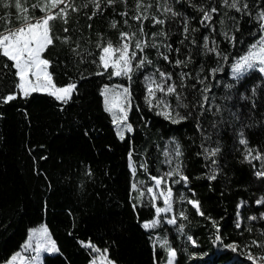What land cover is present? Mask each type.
Returning a JSON list of instances; mask_svg holds the SVG:
<instances>
[{
  "label": "trees",
  "instance_id": "16d2710c",
  "mask_svg": "<svg viewBox=\"0 0 264 264\" xmlns=\"http://www.w3.org/2000/svg\"><path fill=\"white\" fill-rule=\"evenodd\" d=\"M38 2L43 0H20L33 18L43 15L32 8ZM140 2V12L148 19L138 22L132 19L138 14L137 0H114L111 6L107 0H100L101 8L92 19L90 0H69L79 10L69 9L67 24L60 18L50 22L54 44L44 58L51 61L49 71L57 86L77 85L71 99L63 103L38 92L27 98L18 94L17 99L0 103V264L9 261L22 248L30 230L41 223L46 224L58 248L46 254L42 264H89L97 252L81 242H91L101 251L106 249L116 264H167V249L157 245L158 237L167 238L176 250L175 264H252L243 255L238 257L213 246L216 229L211 220L217 222L224 244L235 241L245 252L264 255V219H260L264 204L255 203L264 197V178L255 176V172L264 171V159L245 160L248 148L253 155L259 152L264 157V75L253 69L237 80L231 70L235 60L260 38L257 17L264 11V0H246L249 7L243 13L224 7L222 0ZM11 3L9 8L0 4V31L6 27L5 19L11 20L7 27L21 23L15 0ZM200 7L218 9L207 27L199 23L203 16ZM164 8L178 15L165 14ZM124 12L126 16L121 15ZM153 17L165 23L156 24ZM121 32L136 34L130 50L135 49L137 39H146L149 44L143 53L137 51L133 61L128 115L132 131L124 139L119 138L111 114L105 111L102 90L116 81L128 85L129 81L109 78L111 68L104 75H96L103 71L97 67V44L111 41L118 46ZM160 32L167 35L161 36ZM225 32L236 37L234 47L223 35ZM64 37H69L68 43L62 42ZM204 37H208L209 48L216 42L217 50L228 56L226 62L203 47ZM153 43L157 47H151ZM77 44L79 48L73 52ZM143 56L151 64L136 69ZM177 59L185 63L176 66ZM5 63L7 69L3 68ZM217 67L223 70L213 79L210 71ZM157 70L170 73L169 83L174 82L182 94L179 104L175 95L166 97L173 115L178 111L186 117L179 123L158 115V110H150L146 103V77L161 80ZM181 73L190 75L181 81ZM15 83L11 62L0 56V97L13 92ZM205 85L211 91L201 109L200 90ZM241 132L247 145L239 143ZM177 144L182 153L178 163L188 183L184 192L174 185L175 199L178 193L187 201L198 200L204 215H198L188 202L184 206L176 203L175 225L165 223L145 229L143 223L156 216L155 207L145 197L139 202L132 185L142 180L151 185V177L164 175L165 153L176 149ZM217 147L220 152L206 159L204 150ZM214 168L216 178L209 180ZM180 212L187 219L180 218ZM251 216L257 220H249ZM238 222L240 228L236 227ZM181 225L182 232L178 230ZM188 236L199 247H193ZM253 240L262 247L252 245Z\"/></svg>",
  "mask_w": 264,
  "mask_h": 264
},
{
  "label": "snow or ice",
  "instance_id": "6c2138e0",
  "mask_svg": "<svg viewBox=\"0 0 264 264\" xmlns=\"http://www.w3.org/2000/svg\"><path fill=\"white\" fill-rule=\"evenodd\" d=\"M93 5V13L89 16V19H92L93 16L96 15V12L100 10L101 4L100 0H90ZM126 2V0H125ZM109 6L114 3V0H107ZM0 4L3 5L5 8L12 7L13 4L11 0H0ZM63 5V7H60ZM222 5L229 9H234L237 13H243L245 10L248 9L249 5L246 0H222ZM15 8L17 9L18 16L17 19L21 21L18 27H7V25L11 24V20L5 19L4 23L6 25L3 31H0V56L6 58L12 64V69H14V76L16 83L14 84V91L0 97V103H7L17 99L18 94L22 98L29 97L32 93L38 92H46L47 94L53 96L56 100L61 101L63 103H67L72 94L75 92L77 85L75 83H70L64 87H57L52 80V75L49 71L51 61L47 58H44V53L47 51L49 46L54 44L53 36H52V21L60 18L65 24L68 23L67 16L68 11L71 9L72 11H78L73 4L69 3V0H43V2H38L37 4H33L32 8H38L39 11L43 13L40 18H33L28 15V8H22L20 4V0H15L14 4ZM87 7V4L84 5ZM148 5L147 7H150ZM143 7L140 0H137V15L132 17V19L136 21L147 20L148 16L144 13L140 12V8ZM58 9V11H55ZM201 13H203L202 18L200 19L199 23L207 27L211 24L213 19V14L218 12L216 7H212L209 10H205L203 7L198 9ZM165 14L171 13L173 16L178 15L175 11L171 8H164ZM122 16H126L127 13H121ZM258 21L260 22V28L262 30L260 38L255 42L251 43L248 46V50L246 54L241 55L235 62L231 65L232 76L234 79L239 80L243 75H245L249 70H257L261 75H264V11H261L258 14ZM154 23L163 25L165 20L157 19L155 17L152 18ZM205 22H208L207 24ZM127 23V20H125ZM91 27V25H89ZM112 27H116V22L113 21ZM215 31V29H212ZM238 30V29H237ZM65 32H68L67 28H64ZM141 35L143 37V25L141 24L140 28ZM184 32L187 34L188 27L187 23H185ZM135 33H127L121 32L120 33V43L118 46H114L111 41H108L106 45L101 46L99 43L97 44V48L100 49V54L98 56L99 63L97 64L98 68H101L103 71H97L96 75H104L108 70L111 68L112 71L109 73V78L112 77H125L129 81L128 86L124 85H113L109 87L105 85L102 90V95L104 97V105L105 111L110 113L113 117V123L119 124L121 121H126L128 112L131 109V91H130V82L132 80V72L134 71L133 68V61L136 60L137 51L143 53L144 48L148 47L149 44L146 39H137L135 41V49L130 51V45L135 37ZM159 35L166 36L167 34L164 32H160ZM227 40L232 44L234 47L236 44V37L234 35L229 36L227 32L223 34ZM59 39V37H57ZM69 37H64L62 42L68 43ZM213 47L209 48L208 45V37H204V44L203 47L207 49L209 52L214 53L217 57H221L223 61L228 60V56L220 51L217 50L218 45L216 42L213 41ZM151 47H157L155 43L151 45ZM170 49V46H168ZM79 48L77 44L75 48L72 49L73 52ZM171 50V49H170ZM178 51V49H177ZM164 60H168V56H163ZM190 59V57H189ZM93 63H97L96 60L92 61ZM145 63L151 64V61L148 60L147 56H143L137 63L136 69L142 68ZM185 61H181L179 59L175 60V65L179 66L184 64ZM3 68L7 69L8 64L5 63ZM223 69L222 67L213 68L210 71V75L213 79H215V75L218 72H221ZM159 72V70H157ZM185 74L181 73V81L185 78ZM159 76L162 78L161 82H157L154 77L146 78V103L149 105V109L151 110L153 107L159 109L157 112L158 115H163L165 119L171 120L173 123H179L182 120H185L186 117L181 116L178 111L175 112L173 115L174 109L171 107V103L166 101V97L170 95H175V98L178 104L181 101V93L177 92V85L169 81L172 80L170 73L159 72ZM205 80L208 77L204 78ZM198 83L203 84L204 80H198ZM167 85V86H165ZM227 87H231V85H227ZM203 93L202 101L199 102V106L201 109L208 103L209 97L207 95L208 92L211 91L207 85L203 89L200 90ZM162 93L160 99L156 100V93ZM253 96L255 95V89H252ZM243 98V97H242ZM153 100H156L155 105L153 104ZM180 106L187 107L186 104H181ZM255 107V104H253ZM217 112H219V106H217ZM120 113L122 115H117ZM236 119H239L235 113H233ZM125 128L127 131H131V125L126 124ZM124 129L118 131V136L120 139H124L123 135ZM240 140L239 143L242 145H247L248 141L243 138V132L240 133ZM206 153V159L215 157L219 152L220 148H214L211 151L208 149L204 150ZM253 150L248 148L245 155V160H261L264 157L261 156L259 152L256 155H253ZM165 155L167 156L168 153L166 152ZM182 153L180 151V146L177 144L175 149V156L179 157ZM131 158V153H130ZM171 163V160L168 161ZM216 161L213 160V164L215 165ZM147 170L146 165H141ZM133 173H135V166L133 165ZM173 176L179 177L174 183H180L181 181L184 182L185 185L188 183V177L185 176L181 171V166L179 163L176 164L175 168L172 170L164 173V175L156 177L153 176L151 179L154 181V187L147 188V192L150 194L151 199L153 201L157 200L156 191L159 190V197L163 198L164 207L155 206V213L157 219H154L151 223H144L143 227L145 229L154 228L159 225L160 221L158 217L161 213H169L173 211L172 208V189L171 186L167 187V190H160L161 185H167L168 180H171ZM255 176L257 178H264V171H257L255 172ZM216 178L215 175V168L213 169V174L209 175V180H214ZM134 191L139 192V197L144 196V192L139 191L137 189L136 184L132 185ZM194 195V193H193ZM189 204L193 206L196 210L198 215L203 216L204 213L200 210V202L195 199H190L187 201ZM257 205L264 204V197L258 199L255 202ZM243 202H241L242 206ZM135 207V205L133 206ZM180 218L187 219L184 212L179 213ZM211 220V217H209ZM249 220L255 221L257 220L256 216H251L248 218ZM260 219H264V213L261 214ZM170 225H175L177 223V217L175 215L172 216L171 219L166 221ZM213 227L216 229L215 238L212 241L214 247H217L221 251L232 252L236 256L243 255V258L247 261L252 262V264H258L260 260H264V255L254 256L250 250L243 251L241 246L233 241L229 244H224L223 238L220 235V229L215 220H211ZM237 228L241 227V224L238 222L236 224ZM179 231H183V225L180 226L178 229ZM251 231V229H248ZM187 240L191 243L193 247H199L196 240H194L191 236L187 237ZM84 247L91 248L93 251L100 252L99 248H96L91 242L85 243L81 242ZM252 245L256 247H262V245L258 242L253 240L251 242ZM167 249L168 259L167 264H175L177 258V252L173 249L170 245L167 244L165 241L164 245ZM24 250L27 251L31 249L36 253V260H39L41 252H57L58 248L55 244V241L51 239V236L48 232L46 226L41 228H34L31 229L29 235L27 237V241L23 246ZM155 248V244L153 245ZM245 248L249 246L245 245ZM105 256L107 250H104ZM204 255H207L205 253ZM18 258H23L20 252H17L15 255L11 257V261L9 264H13V262L17 261ZM92 264H96L94 260ZM106 264H114L113 261L107 260Z\"/></svg>",
  "mask_w": 264,
  "mask_h": 264
},
{
  "label": "rangeland",
  "instance_id": "374dc122",
  "mask_svg": "<svg viewBox=\"0 0 264 264\" xmlns=\"http://www.w3.org/2000/svg\"><path fill=\"white\" fill-rule=\"evenodd\" d=\"M130 51H131V50H130ZM245 54H246V53H245ZM148 77H153V76H147L146 78H148ZM119 78H120V79H127V78H125V77H119ZM154 78L156 79V81H157L158 83L161 82L160 79H158V78H156V77H154ZM146 82H147V81H146ZM53 83H54V82H53ZM54 84H55V83H54ZM118 84H119V85L128 86V84L123 83V82H121V81H116V82H114V83H112V84H108V86H109V87H112L113 85H118ZM55 85H56V84H55ZM56 86H57V85H56ZM65 86H67V85H65ZM57 87H64V86H57ZM44 93H46V92H44ZM161 96H162V93L157 92V93H156V100L160 99ZM156 100H153V104H154V105H155V103H156ZM156 109H157V108H156ZM157 110L159 111V109H157ZM129 112H130V111H129ZM129 112H128V115H129ZM117 115L119 116V115H122V114L117 113ZM111 116H112V115H111ZM112 119H113V117H112ZM126 124H130L129 121H128V116H127V120H126V121H121V122H120L119 127L117 126V124L114 123L117 133H118L119 130L124 129V132H123L124 137H125L128 133H130V132L132 131V130H131V131H127V130H126V128H125V125H126ZM130 125H131V124H130ZM131 129H132V127H131ZM169 160H171V163L168 162ZM177 163H178V157L175 156V149H173L172 151H168V155H167V157H166V167H165V172H164V173H166V172L172 170L173 168H175V166H176ZM178 178H179V177L173 176V177L171 178V180H168L167 185H161L160 190H164V191L167 190V187H168V186H171L172 193H173V196H172V208H173V211H172V212H169V213H161L160 216L158 217V219H159V221H160V223H159L158 226H160L161 224H165V223H167L166 221H167L168 219H171L173 215H175L176 217H178V215H176V208H175V204H176V203H179L180 206L183 204L182 206H184L185 203L187 202V200L185 199V197H184L183 195H181V194H178V193H177V195H176V199H175V191H176V190H175V188H174V185H179L178 188H179V190H180L181 192L186 191L185 188L187 187V185H185L183 181H181L180 183H174V181L177 180ZM135 184H136L137 189H138L139 191L144 192V196L141 198V197H139V192H138V191H135V198H136L139 202L142 201V199L145 197V198H147V199H149V200L151 201V203L153 204V206L155 205V206H158V207H164L163 198H162V197H159V190L156 191V194H157L158 199L155 200V201H153V200L151 199L150 194L147 192V188H149V187H154V182H153L151 185H146V182H145L144 180H142V181H137ZM177 192H179V191H177ZM154 219H157V216H155ZM154 219L149 220V221H145L144 223H151ZM144 223H143V224H144ZM43 226H46V224H45V223H41V224H39L38 226H36V227H34V228H41V227H43ZM46 227H47V226H46ZM34 228H32V229H34ZM49 234H50V233H49ZM50 236H51V234H50ZM51 239H52V237H51ZM52 240H53V239H52ZM26 241H27V239H26ZM26 241H25L24 244L22 245V248H21L19 251H17V252H20V253L22 254V257H23V258H22V259H21V258H18L17 261L13 262V264H42L43 259H44V256H45L46 254H53V253H55V252H52V253L41 252V253H40V258H39V260H36V259H35V257H36V253H35L34 251H32L31 249H29V250H27V251L24 250V247H23V246L25 245ZM165 241H167V244H168V240H167V238L158 237V238H157V245L166 249L165 246H162V245H164ZM168 245H169V244H168ZM17 252H16V253H17ZM16 253H15V254H16ZM15 254H14V255H15ZM192 258H195V256H192ZM94 260L96 261V264H106L107 260H110V259H109L107 253H106V256H105L104 251H101V250H100V252H97V254L94 256L93 260H92L89 264H92V262H93ZM10 261H11V258L9 259V261H7V262H5V263H3V264H9ZM110 261H111V260H110ZM114 264H116V263H114ZM258 264H264V260H260V261L258 262Z\"/></svg>",
  "mask_w": 264,
  "mask_h": 264
},
{
  "label": "water",
  "instance_id": "95a60500",
  "mask_svg": "<svg viewBox=\"0 0 264 264\" xmlns=\"http://www.w3.org/2000/svg\"><path fill=\"white\" fill-rule=\"evenodd\" d=\"M61 6H62V5H61ZM61 6H60V7H61ZM56 10H57V9H56ZM40 17H41V16H40ZM40 17H38V18H40Z\"/></svg>",
  "mask_w": 264,
  "mask_h": 264
}]
</instances>
